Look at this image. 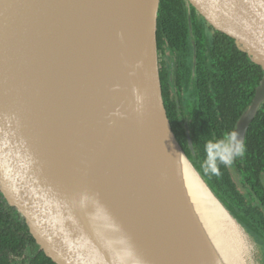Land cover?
<instances>
[{"label": "water", "instance_id": "1", "mask_svg": "<svg viewBox=\"0 0 264 264\" xmlns=\"http://www.w3.org/2000/svg\"><path fill=\"white\" fill-rule=\"evenodd\" d=\"M160 1L0 0V186L35 251L59 264H132L129 248L141 264H259L257 241L172 127ZM188 1L264 69V0ZM263 102L264 77L234 130L243 142ZM199 191L245 231L249 252Z\"/></svg>", "mask_w": 264, "mask_h": 264}, {"label": "trees", "instance_id": "2", "mask_svg": "<svg viewBox=\"0 0 264 264\" xmlns=\"http://www.w3.org/2000/svg\"><path fill=\"white\" fill-rule=\"evenodd\" d=\"M183 5V0L160 1L158 16L160 52L164 50L163 41L165 38L170 47L174 49L187 44L190 33ZM196 26L194 33L198 41V56L195 70H193L194 77L191 78L192 63L187 69L181 70L182 67H180L177 84L180 90L191 88V93L196 94V107L199 106V111L204 114L203 130L195 129V136L198 137L199 144H201L199 159L204 161L205 143L210 139L221 138L224 126L228 131L235 128L237 120L253 100L256 88L264 77V69L261 65L254 63L246 52L239 50L234 35L217 28L211 35L205 36L204 32H199V28ZM161 78L168 116L179 139L185 131L184 122L178 116L176 100L168 94L170 88L168 78L163 76L162 71ZM212 126L217 135L210 129ZM247 135L244 159L245 167L248 169L246 179L257 188V194L264 200V180L260 175V172L264 171V102L251 123ZM184 138L187 141L186 133ZM184 150L188 155L190 154L188 147ZM192 156V154L189 155L190 158ZM196 163L200 166L199 160ZM197 165L195 166L197 167ZM219 167L220 175H214L218 188H211L240 223L239 217L246 221L248 227L241 224L254 238H263L264 217L261 214H253L252 210L241 214L236 210L238 199L235 182L231 179V173L224 171V165L221 164ZM198 170L200 171V169ZM201 174L203 175V173ZM253 177L257 181L253 180ZM226 191L231 197L229 203L224 195ZM230 192H233V195ZM0 205H2L1 201ZM2 213L6 214L4 211ZM28 231L25 229V233H19L10 228L0 227V264H13L14 260L23 264H59L45 251L37 253L32 249L36 240Z\"/></svg>", "mask_w": 264, "mask_h": 264}, {"label": "flooded vegetation", "instance_id": "3", "mask_svg": "<svg viewBox=\"0 0 264 264\" xmlns=\"http://www.w3.org/2000/svg\"><path fill=\"white\" fill-rule=\"evenodd\" d=\"M183 1H184L183 9L185 10L187 15V24L190 33L189 39L187 41V44H185L181 48L179 47L174 49L173 47H170L168 40L165 38V41H163L164 50L161 52L159 50L160 69L163 73V76L168 78V83L170 86L168 90L169 91L168 94L169 96H171L176 100L178 116H180L181 121L184 122L185 131L182 134V136L179 137V139L185 149L186 147L189 148V153L193 155L191 157L193 163L197 165L196 161L198 160L200 161V166L197 165V167L198 169H200L201 173H203V176L205 177L210 187H214L215 189H217L218 188L217 179L211 173H206L204 168L202 167L203 159H199L201 154L200 153L201 144H199L198 137L195 136V129L198 128L201 131L204 128V114L199 111L200 108L199 106L198 108L196 107V94L191 93V88H189L188 90H180L177 84L178 69L180 67H182L180 68L181 70L187 69L191 63H192V71L195 70L196 67L197 56H198V41L194 33L195 25H197L196 27L199 28V32L201 31L204 32L205 36L211 35L214 29L217 28L211 25L205 19V17H203V15L200 12H198V10L188 0H183ZM193 77H194V71L191 73V78L193 79ZM162 86H163V82H162ZM235 128L232 131H234ZM210 129L212 130V132H215V128L213 126ZM226 131H228V129L226 126H224L222 128V132L224 133ZM185 133H186L187 141H185L184 138ZM215 134L217 135L216 132ZM247 134L245 137L244 144H246V139L248 136ZM244 159H245V151L242 156L235 157L231 165L225 166V170H224L225 172L231 173V175L233 176L232 168H234L238 173L237 175L240 176V186L238 185L236 180H234V178L231 176V179H233L237 188L236 197L238 199L237 202L238 204H236L235 208L240 214L246 212L247 210H252L253 214L256 215L261 214L264 217V200H262L259 194H257L256 192L257 188L246 179L248 169L245 167L246 161ZM260 175L264 180L263 170L260 172ZM253 180L257 181L256 178L254 177ZM226 192L224 193V195L229 203L231 201L230 199L231 197H229V192H227L228 194ZM230 193L233 195V192ZM0 201L2 202V205H0V227L3 229L10 228L16 230L19 233H25V229L29 230V225L26 221V218L22 216V214L16 209L14 205H12L7 194L2 189L1 186H0ZM3 211L6 212L5 215H3L2 213ZM239 220L241 221V223H243L245 227H248V224L246 223L245 220H242L240 217ZM261 222L263 224L262 220ZM28 232H30V230ZM258 235L259 234H257V237H259ZM262 237L263 238L261 239L256 237L255 238L258 244H260L264 250V236ZM36 247H37V242L33 243L32 249L35 251Z\"/></svg>", "mask_w": 264, "mask_h": 264}, {"label": "clouds", "instance_id": "4", "mask_svg": "<svg viewBox=\"0 0 264 264\" xmlns=\"http://www.w3.org/2000/svg\"><path fill=\"white\" fill-rule=\"evenodd\" d=\"M142 103V98L137 95V104ZM205 159L202 167L206 173L220 175L219 165L229 166L237 156H242L245 151L243 138L237 131H226L219 139H210L204 146ZM127 257L132 259V264H141L139 259H135L134 252L129 248ZM123 264V262H122Z\"/></svg>", "mask_w": 264, "mask_h": 264}, {"label": "bare ground", "instance_id": "5", "mask_svg": "<svg viewBox=\"0 0 264 264\" xmlns=\"http://www.w3.org/2000/svg\"><path fill=\"white\" fill-rule=\"evenodd\" d=\"M198 201L203 206V211L208 213L209 217L215 219V224L222 229V234L235 242V246L239 250L245 249L249 252L251 244L249 243V238L245 231L218 205L214 204L211 196L208 193L199 191L195 193ZM200 194V196H199ZM204 212V213H205Z\"/></svg>", "mask_w": 264, "mask_h": 264}, {"label": "rangeland", "instance_id": "6", "mask_svg": "<svg viewBox=\"0 0 264 264\" xmlns=\"http://www.w3.org/2000/svg\"><path fill=\"white\" fill-rule=\"evenodd\" d=\"M233 178L236 180L238 185L240 186V176H238L236 170L232 168ZM254 253H255V259L259 264H264V250L263 247H261L260 244L257 242L254 244ZM15 261V262H14ZM13 264H23L22 262L18 260H14Z\"/></svg>", "mask_w": 264, "mask_h": 264}]
</instances>
